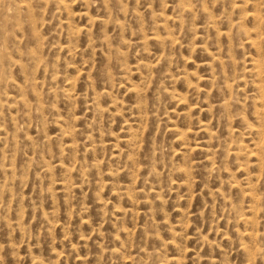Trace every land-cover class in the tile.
<instances>
[{
  "label": "rangeland",
  "instance_id": "374dc122",
  "mask_svg": "<svg viewBox=\"0 0 264 264\" xmlns=\"http://www.w3.org/2000/svg\"><path fill=\"white\" fill-rule=\"evenodd\" d=\"M0 264H264V0H0Z\"/></svg>",
  "mask_w": 264,
  "mask_h": 264
}]
</instances>
